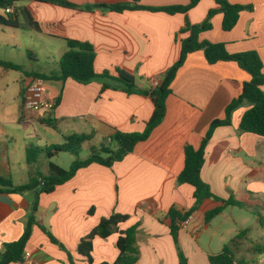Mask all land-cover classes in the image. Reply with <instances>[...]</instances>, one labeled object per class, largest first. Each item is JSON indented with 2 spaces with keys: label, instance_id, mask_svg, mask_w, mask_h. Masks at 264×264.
Returning <instances> with one entry per match:
<instances>
[{
  "label": "crops",
  "instance_id": "obj_1",
  "mask_svg": "<svg viewBox=\"0 0 264 264\" xmlns=\"http://www.w3.org/2000/svg\"><path fill=\"white\" fill-rule=\"evenodd\" d=\"M66 1L77 7L38 0L15 1L12 14L22 23L29 15L39 30L0 25V59L21 65L26 73H58L60 57L67 50L66 40L88 42L96 53L97 73L108 71L115 75L116 68L125 69L134 75L138 88L149 89L150 80H160L178 60L181 40L189 35L182 32L185 20L201 23L209 10L217 8L214 0H200L187 14L148 10L118 13L86 7L130 0ZM229 2L250 5L252 9L242 11L230 31L222 29L223 15L215 14L212 28L201 32L198 39L224 43L232 54L256 51L264 73V0ZM188 3L189 0L139 1L148 7ZM0 14H4L1 8ZM40 55L57 61V67H40ZM250 78L236 62L209 64L201 50L190 53L170 85L162 122L111 167L91 164L52 193L40 194L37 224L26 244L24 259L10 264H70L69 258L73 264H90L78 254L77 246L101 218L112 213L128 216L119 224V230L136 228L138 259L133 264H179L168 212L175 209L184 213L194 203V188L178 183L184 167V147L200 146L211 122L224 118L226 106ZM34 79L39 78L0 66V176L10 178L15 185L28 183L37 169L47 175L37 161L27 162V149L61 144L65 136L85 134L89 139L82 147L90 150L115 132H142L153 111L146 95L115 88L102 90L101 80L81 84L70 78L63 82L42 80L56 106L32 111L25 108L22 95L24 86ZM247 108L243 105L235 110L230 125L215 128L200 170L201 179L214 195L223 200L232 198L243 206H228L205 223V213L222 202L202 201L178 230L177 243L187 264H210L208 256L219 253L230 241L224 242L232 226L212 225L229 207L256 209L264 242V138L239 130ZM34 200L33 190L0 193V252L4 243L22 236ZM233 225L234 231L237 226L243 230L239 220H233ZM41 227L50 231L57 243ZM118 236L114 233L107 238H93L92 264L115 262ZM26 253L30 257L25 258ZM245 260V264H264V254L248 255Z\"/></svg>",
  "mask_w": 264,
  "mask_h": 264
},
{
  "label": "trees",
  "instance_id": "obj_2",
  "mask_svg": "<svg viewBox=\"0 0 264 264\" xmlns=\"http://www.w3.org/2000/svg\"><path fill=\"white\" fill-rule=\"evenodd\" d=\"M18 0H0V8L4 14H0V25L11 28L39 30V25L28 15L25 22H20L14 14L5 12L6 7L11 6ZM50 2L68 8L77 6L66 0H38ZM140 0H130L126 2H117L112 4H96L86 7L87 10L94 8H106L114 12H124L130 10H148L162 11L168 14H187L189 10L195 7L200 0H189L187 5H171L165 7H148L139 4ZM217 8L208 11L204 21L198 24H191L185 20V27L182 32H189V35L181 40V50L178 60L168 68L155 87L151 85L149 89H140L137 87L134 75L121 68L115 69V75L108 71L97 73L94 69L96 53L92 44L77 40L67 39V50L61 55L59 60V72L50 74L26 73L21 65L0 59V66L4 69L23 71L25 74L44 81H65L72 79L81 84H88L95 80H101L102 90L115 88L123 90L128 94L138 93L146 95L153 104V111L149 120L145 123L142 132H115L108 138H105L99 146L91 147L89 155L85 159L79 158L82 150V144L89 139V135L71 134L64 137L61 144H51L45 147H34L27 149L26 160L28 163H34L40 154H45L49 159L48 174H42L38 169L30 181L23 185H15L10 178L0 176V193H24L34 191L35 200L33 202L30 215L26 221L22 236L13 242L3 244L0 252V264H10L12 262L23 261L26 244L30 238L32 228L37 224L35 214L38 210L39 195L42 193H52L57 186L70 180L75 173L91 164H99L105 167H111L115 162L122 160L126 154L133 151L136 144L145 141L152 130L158 126L165 115V101L171 93L170 85L174 80L178 69L185 62L188 55L194 51L201 50L209 64L219 61H233L250 75V81L245 82L239 95L232 99L226 106L224 118L215 119L211 122L201 144L198 148L191 145L184 147V167L178 175L179 184H189L194 188V203L184 213L175 209H170L168 217L171 220L170 232L176 243L178 250L179 264H187V259L181 251L178 243V230L180 223L189 218L205 199H214L221 201L222 205L205 213V223H209L213 218L219 215L228 206H243L242 203L232 198L223 200L214 195L210 187L201 179L200 170L204 163L205 148L216 127L230 125L232 115L235 110L243 105H247V110L243 113L239 130L249 132L264 138V85L263 63L259 54L254 50L229 53L224 43H212L209 41H200L198 36L201 32L212 28L211 19L217 14L223 15L222 29L230 31L237 24L240 13L244 10H251L250 5L232 4L229 0H214ZM58 102V100H57ZM51 124V123H50ZM60 152H68L76 157L68 169L52 163V159ZM128 216L119 213H112L108 217L101 218L98 224L82 238L77 246L78 254L84 256L92 264V240L94 237L107 238L114 233H118L116 246L119 254L114 263L100 264H133L138 259L136 249V228L132 227L126 230H119V224L127 220ZM41 229L48 237L57 243L50 231L45 227ZM250 229L240 230L230 241L225 244L219 253L208 256L210 264H245V254H264V244L246 245L247 235ZM61 246V245H60ZM245 247V250H244ZM61 248H63L61 246ZM70 264H73L69 258Z\"/></svg>",
  "mask_w": 264,
  "mask_h": 264
},
{
  "label": "rangeland",
  "instance_id": "obj_3",
  "mask_svg": "<svg viewBox=\"0 0 264 264\" xmlns=\"http://www.w3.org/2000/svg\"><path fill=\"white\" fill-rule=\"evenodd\" d=\"M36 41L34 42V44ZM36 45V44H35ZM39 46V45H38ZM57 61L52 59H47L45 56H39V66L45 68L54 69L57 67ZM49 84V83H47ZM89 148L82 147V150L79 153L80 159H85L89 155ZM58 156L50 159V161L63 169H68L71 165L72 161L76 159V157L68 152H60L57 154ZM37 166L48 174V158L45 154H40L37 158ZM258 209V208H257ZM239 220L243 226V229H250L247 235L246 245H250L251 243H260L264 244L261 234H263V228L261 227V221L259 220V216L257 214L256 209L251 207L239 208V207H229L226 212L222 216L216 218L213 222V226L216 227L218 224H223V226H232L228 232L227 237L224 242H228L233 236H235L242 227L237 226V231H234L233 220ZM229 228V226H228ZM235 228V229H236ZM245 250V247H244ZM246 256L254 255V253H246Z\"/></svg>",
  "mask_w": 264,
  "mask_h": 264
},
{
  "label": "built area",
  "instance_id": "obj_4",
  "mask_svg": "<svg viewBox=\"0 0 264 264\" xmlns=\"http://www.w3.org/2000/svg\"><path fill=\"white\" fill-rule=\"evenodd\" d=\"M6 13L12 14L14 7L8 6L5 9ZM150 83L153 87L159 84L158 79H151ZM23 104L25 108L32 111H41L43 109L52 110L56 106V100L51 97L43 87V81L41 79H34L28 82L23 89ZM188 219L182 221L180 226H185ZM30 257L29 253L25 254V258Z\"/></svg>",
  "mask_w": 264,
  "mask_h": 264
}]
</instances>
